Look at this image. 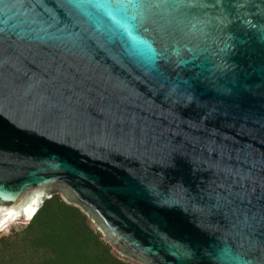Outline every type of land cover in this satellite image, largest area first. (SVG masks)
<instances>
[{"label":"water","instance_id":"1","mask_svg":"<svg viewBox=\"0 0 264 264\" xmlns=\"http://www.w3.org/2000/svg\"><path fill=\"white\" fill-rule=\"evenodd\" d=\"M116 2L0 0V231L61 194L148 264H264V0Z\"/></svg>","mask_w":264,"mask_h":264},{"label":"trees","instance_id":"2","mask_svg":"<svg viewBox=\"0 0 264 264\" xmlns=\"http://www.w3.org/2000/svg\"><path fill=\"white\" fill-rule=\"evenodd\" d=\"M0 237V264H148L116 249L79 206L54 194Z\"/></svg>","mask_w":264,"mask_h":264},{"label":"snow or ice","instance_id":"3","mask_svg":"<svg viewBox=\"0 0 264 264\" xmlns=\"http://www.w3.org/2000/svg\"><path fill=\"white\" fill-rule=\"evenodd\" d=\"M74 2L76 3L77 7L82 6L79 3V0H74ZM90 2H92V0H90ZM94 6L111 10L113 8L127 9L129 7H134L138 9H145V8L162 7V6L178 7L180 5L176 3L169 4L168 0H159V2H157V0H127L126 3L117 0L116 3H95ZM133 19H135V17Z\"/></svg>","mask_w":264,"mask_h":264},{"label":"rangeland","instance_id":"4","mask_svg":"<svg viewBox=\"0 0 264 264\" xmlns=\"http://www.w3.org/2000/svg\"><path fill=\"white\" fill-rule=\"evenodd\" d=\"M62 199H64V197L61 195ZM40 208V207H39ZM39 210V209H38ZM32 219H30L28 222H18V221H13L10 224H8L6 227H4L3 229H1L0 231V237L4 234H8L10 232V230L13 228L16 231H18L19 229H21V227L29 224V222Z\"/></svg>","mask_w":264,"mask_h":264},{"label":"bare ground","instance_id":"5","mask_svg":"<svg viewBox=\"0 0 264 264\" xmlns=\"http://www.w3.org/2000/svg\"><path fill=\"white\" fill-rule=\"evenodd\" d=\"M36 212H37V211H36ZM36 212H35V213H36ZM35 213H34V214H35ZM34 214H33V215H34ZM33 215H32V217H33ZM32 217H31V218H32Z\"/></svg>","mask_w":264,"mask_h":264}]
</instances>
